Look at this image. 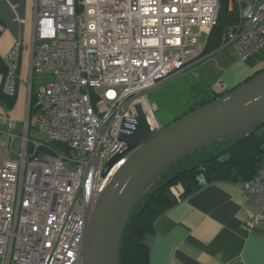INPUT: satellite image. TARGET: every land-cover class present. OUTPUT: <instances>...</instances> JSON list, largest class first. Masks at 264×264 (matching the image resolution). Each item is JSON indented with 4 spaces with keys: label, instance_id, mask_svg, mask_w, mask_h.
Wrapping results in <instances>:
<instances>
[{
    "label": "built area",
    "instance_id": "2783aa9c",
    "mask_svg": "<svg viewBox=\"0 0 264 264\" xmlns=\"http://www.w3.org/2000/svg\"><path fill=\"white\" fill-rule=\"evenodd\" d=\"M220 5L34 0L31 76L50 79L36 92L29 84L21 132L16 119L0 112V264H84L96 205L125 162L104 176L125 147L123 121L135 116L138 104L153 115L149 93L204 58ZM231 8L237 20L220 49L247 62L264 49V0H232ZM20 58L16 43L3 59L8 97L18 93ZM32 129L46 139H32ZM243 186L257 205L250 223H264V166Z\"/></svg>",
    "mask_w": 264,
    "mask_h": 264
},
{
    "label": "crops",
    "instance_id": "0c3cea01",
    "mask_svg": "<svg viewBox=\"0 0 264 264\" xmlns=\"http://www.w3.org/2000/svg\"><path fill=\"white\" fill-rule=\"evenodd\" d=\"M33 11L34 0H0V65L16 43L21 45L18 95L13 111H7L19 123L28 105L27 82L36 92L50 79L48 75L31 76ZM237 61L224 74L228 84L222 83L217 92L227 94L255 77L260 63L264 64L251 67ZM3 81L0 73V85ZM4 109L0 105V112ZM243 185L211 183L160 215L144 239L150 250L149 264H264V223H250L249 213L257 205L246 198Z\"/></svg>",
    "mask_w": 264,
    "mask_h": 264
},
{
    "label": "water",
    "instance_id": "95a60500",
    "mask_svg": "<svg viewBox=\"0 0 264 264\" xmlns=\"http://www.w3.org/2000/svg\"><path fill=\"white\" fill-rule=\"evenodd\" d=\"M122 123L123 150L104 176L109 180L94 210L84 246V264H118L126 224L144 195L180 160L218 142L233 143L264 127V72L168 126L154 129L142 105Z\"/></svg>",
    "mask_w": 264,
    "mask_h": 264
},
{
    "label": "trees",
    "instance_id": "16d2710c",
    "mask_svg": "<svg viewBox=\"0 0 264 264\" xmlns=\"http://www.w3.org/2000/svg\"><path fill=\"white\" fill-rule=\"evenodd\" d=\"M231 1L221 0L218 22L207 39L204 55L221 48L224 34L236 22L237 14L236 10L231 8ZM260 62H264V49L245 63L253 67ZM262 72H264V65L256 72V75ZM0 73L5 81L7 68L4 64L0 65ZM4 81L0 85V105L8 111L15 107L18 93L14 97L6 96L3 92ZM189 92V107L172 122L224 95L217 92L209 83L194 84ZM30 111L31 115L36 111L34 94L31 97ZM214 144V152L210 151L206 156H200L198 160L190 158L191 154L187 155L182 162H178L167 170L144 195L124 229L118 264H149L150 250L145 245L144 239L153 231L158 217L179 201L214 182L246 184L264 166V127L239 141ZM178 187L181 188L179 193L176 192Z\"/></svg>",
    "mask_w": 264,
    "mask_h": 264
},
{
    "label": "rangeland",
    "instance_id": "374dc122",
    "mask_svg": "<svg viewBox=\"0 0 264 264\" xmlns=\"http://www.w3.org/2000/svg\"><path fill=\"white\" fill-rule=\"evenodd\" d=\"M202 39L204 41L206 39L205 36ZM206 57V60L197 66L195 65L166 80L149 93L150 106L153 107L152 113L155 121L156 119L160 120L163 126H167L182 115L189 107V89L192 85L197 83H209L216 89L223 88L222 83H224L225 86L228 84L224 79V74L238 61L230 55L228 50H219L215 53L208 54ZM263 65V63H260V68H262ZM29 82H27V87L29 86ZM150 114L151 112L149 115ZM22 129L20 122L18 131L21 132ZM30 137L32 139H46V136L36 131V129L30 131ZM4 138L6 139L5 136ZM214 145L215 144H211L204 150L196 151L194 154H191L190 158L198 160L200 156H206L210 151L214 152ZM180 162H182V160L179 161V163ZM176 192H181V188L178 187Z\"/></svg>",
    "mask_w": 264,
    "mask_h": 264
},
{
    "label": "bare ground",
    "instance_id": "6f19581e",
    "mask_svg": "<svg viewBox=\"0 0 264 264\" xmlns=\"http://www.w3.org/2000/svg\"><path fill=\"white\" fill-rule=\"evenodd\" d=\"M143 107H144V110H146V111L148 112V119H149V122H150L152 125L157 124V123H158V120L156 119V121H155L153 115H152V114L149 115V113H150V109L148 108L149 106L147 107L146 105H144Z\"/></svg>",
    "mask_w": 264,
    "mask_h": 264
}]
</instances>
